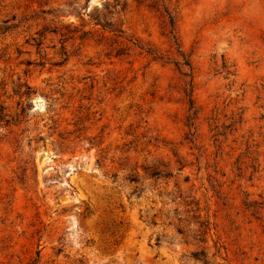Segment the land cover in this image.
Here are the masks:
<instances>
[{"label":"rangeland","instance_id":"rangeland-1","mask_svg":"<svg viewBox=\"0 0 264 264\" xmlns=\"http://www.w3.org/2000/svg\"><path fill=\"white\" fill-rule=\"evenodd\" d=\"M0 264H264V0H0Z\"/></svg>","mask_w":264,"mask_h":264}]
</instances>
